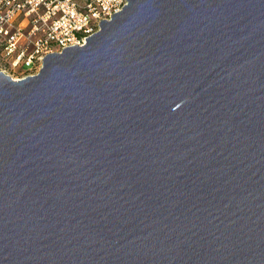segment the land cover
Instances as JSON below:
<instances>
[{"label": "water", "instance_id": "water-1", "mask_svg": "<svg viewBox=\"0 0 264 264\" xmlns=\"http://www.w3.org/2000/svg\"><path fill=\"white\" fill-rule=\"evenodd\" d=\"M85 40L0 71V264H264V0H127Z\"/></svg>", "mask_w": 264, "mask_h": 264}, {"label": "built area", "instance_id": "built-area-1", "mask_svg": "<svg viewBox=\"0 0 264 264\" xmlns=\"http://www.w3.org/2000/svg\"><path fill=\"white\" fill-rule=\"evenodd\" d=\"M127 0H0V71L13 80L35 76L47 54L86 44Z\"/></svg>", "mask_w": 264, "mask_h": 264}, {"label": "rangeland", "instance_id": "rangeland-1", "mask_svg": "<svg viewBox=\"0 0 264 264\" xmlns=\"http://www.w3.org/2000/svg\"><path fill=\"white\" fill-rule=\"evenodd\" d=\"M85 1H86V0H79V2H80L81 4H83Z\"/></svg>", "mask_w": 264, "mask_h": 264}]
</instances>
